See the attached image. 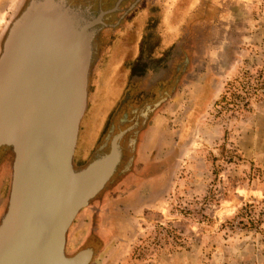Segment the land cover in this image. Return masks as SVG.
I'll list each match as a JSON object with an SVG mask.
<instances>
[{"label": "rangeland", "instance_id": "rangeland-1", "mask_svg": "<svg viewBox=\"0 0 264 264\" xmlns=\"http://www.w3.org/2000/svg\"><path fill=\"white\" fill-rule=\"evenodd\" d=\"M29 2L0 0V53L8 29ZM225 23L206 32L174 106L161 110L167 122L178 118L182 124L187 105L212 90L191 121L187 149L167 157L170 193L163 209L132 212L131 202L138 203V195L126 198L125 191L107 190L94 202L97 210L92 206L80 216L82 235L101 234L94 264H264V0H245ZM126 38L122 34L116 55L120 64L124 48H130L126 42H132ZM149 54L156 60L165 52ZM99 83L90 75L84 118ZM84 118L81 125L93 123ZM89 130L82 133L81 145ZM81 150L78 160L77 154L74 158L76 168L84 162ZM11 153H0V218L8 204ZM104 222L112 226L110 231H103ZM75 250L68 248L69 253Z\"/></svg>", "mask_w": 264, "mask_h": 264}, {"label": "water", "instance_id": "water-1", "mask_svg": "<svg viewBox=\"0 0 264 264\" xmlns=\"http://www.w3.org/2000/svg\"><path fill=\"white\" fill-rule=\"evenodd\" d=\"M68 0H30L0 53V148L15 156L0 264H87L65 254L66 233L112 176L117 148L73 163L88 106L96 26ZM112 163V167L103 165Z\"/></svg>", "mask_w": 264, "mask_h": 264}, {"label": "flooded vegetation", "instance_id": "flooded-vegetation-1", "mask_svg": "<svg viewBox=\"0 0 264 264\" xmlns=\"http://www.w3.org/2000/svg\"><path fill=\"white\" fill-rule=\"evenodd\" d=\"M68 1L73 6L89 9L99 20L90 74L100 81L99 91L84 118L93 119V123H84L80 127L75 155L78 160L82 147L84 162L78 169H84L97 158L113 153L115 148L120 154L105 187L77 214L66 233V256L74 258L88 252L91 256L87 264H94L99 254L97 245L101 234L82 235L84 228L80 216L92 206L97 210L98 204L94 202L107 190L111 193L125 191L123 195L126 198L138 195V203L132 205L131 202L132 212L143 215L144 212L163 209L166 195L170 193V187L166 189L170 170L167 157L187 149L191 121L201 113L212 90L199 94L191 105H187L186 121L182 124L178 123V118L167 122L164 111L168 106H174L180 86L192 74L196 65L194 52L199 46L204 47L206 32L227 26L225 22L229 14L245 0ZM122 34L132 42H126L130 48H124L120 64L116 55L122 45ZM149 51L152 54L162 51L165 55L155 60L150 57ZM135 52L137 54L133 57ZM104 55L106 59L102 64L100 61ZM88 130L90 137L84 138V145H81L82 133ZM11 151L7 147L0 148L3 155ZM13 170L14 161L11 185ZM11 185L0 225L8 211ZM140 188L143 191L139 195ZM144 190L148 195L142 196ZM101 227L103 231L112 229L110 224ZM83 241L91 243L78 247ZM69 247L76 250L69 253Z\"/></svg>", "mask_w": 264, "mask_h": 264}, {"label": "bare ground", "instance_id": "bare-ground-1", "mask_svg": "<svg viewBox=\"0 0 264 264\" xmlns=\"http://www.w3.org/2000/svg\"><path fill=\"white\" fill-rule=\"evenodd\" d=\"M103 166L106 168H110V167H112V163H111V161L110 162L108 161ZM84 254H86V255H84ZM87 255H88V252H84L82 257L80 258V260H84L85 258H87L88 257Z\"/></svg>", "mask_w": 264, "mask_h": 264}]
</instances>
